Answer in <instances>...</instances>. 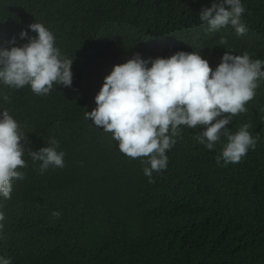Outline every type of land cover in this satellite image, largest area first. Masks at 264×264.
Segmentation results:
<instances>
[{
    "label": "trees",
    "instance_id": "16d2710c",
    "mask_svg": "<svg viewBox=\"0 0 264 264\" xmlns=\"http://www.w3.org/2000/svg\"><path fill=\"white\" fill-rule=\"evenodd\" d=\"M211 3L0 0V46L12 37L16 46L26 43L19 33L39 22L73 59L72 86L54 84L48 95L0 84V108L27 137V166L19 169L25 178L12 181L10 199L0 197V255L12 264H264V79L259 102L233 116L250 125L254 150L218 167L221 143L208 150L195 140L202 129L180 126L154 183L143 173L146 157L125 156L111 133L85 118L113 65L135 53L146 59L194 51L213 69L225 52L264 60V0H242L244 35L231 26L206 31L198 14ZM50 138L65 153L64 167L41 174L29 148L46 147Z\"/></svg>",
    "mask_w": 264,
    "mask_h": 264
},
{
    "label": "clouds",
    "instance_id": "9594fccd",
    "mask_svg": "<svg viewBox=\"0 0 264 264\" xmlns=\"http://www.w3.org/2000/svg\"><path fill=\"white\" fill-rule=\"evenodd\" d=\"M245 11L242 0H212L211 6L203 7L198 15L208 32L231 26L238 35H244ZM29 30L35 35H29ZM16 39L12 37L5 42L8 46H0V84L12 89L29 86L37 95H48L54 84L72 86L73 59L61 53L47 27L31 23L28 30L19 33V39L27 42L16 46ZM261 79L264 60H253L247 52H225L215 69L194 51L146 59L135 53L126 62L113 65L94 97L96 107L86 111L85 118L111 133L125 156L146 157L141 161L143 173L149 183H154L153 172L160 173L168 166L166 152L176 144L180 126L202 129L195 140L208 150L221 143L218 167L239 163L250 149L254 150L257 140L250 133V125L236 122L233 116L244 115L249 106L252 109L254 102H259L254 97ZM26 139L19 122L0 108V197L5 199L11 198L12 181L25 178L19 169L27 166L23 158ZM58 146V141L50 138L46 147L29 148L41 174L50 166L64 167L65 153L57 151ZM59 215V211L52 212L53 217ZM4 218L0 212V233ZM0 264H12V260L0 255Z\"/></svg>",
    "mask_w": 264,
    "mask_h": 264
}]
</instances>
